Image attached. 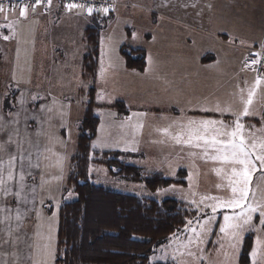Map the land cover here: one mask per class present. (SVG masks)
Returning <instances> with one entry per match:
<instances>
[{"label": "rangeland", "instance_id": "1", "mask_svg": "<svg viewBox=\"0 0 264 264\" xmlns=\"http://www.w3.org/2000/svg\"><path fill=\"white\" fill-rule=\"evenodd\" d=\"M116 2L119 5L109 13L112 18L100 32L94 109L99 125L97 137L91 146L90 182L140 198L157 201L174 199L180 202L189 214L186 224L191 220L195 225L199 220L212 215L209 208L199 205L201 197L230 196L227 188L230 166L211 160L205 162L201 158L200 149L176 145L158 129H163L168 123L173 122L184 124L190 119L205 120L204 113L199 115L201 111L206 112L203 108L213 107L218 101L227 98L238 101V105L228 112L237 114L242 105L241 95L247 98V91L255 83L256 77L247 70L245 87L242 88L243 91L239 89L236 95L229 90L230 78L221 80L214 76L210 85L200 89L196 86L199 81L193 82V78H188L189 71L200 74L205 73L203 71L226 68L221 64L197 70L190 68L191 63L186 59L190 58L191 52L185 53V49L191 51L196 50V47L194 43H188L190 45L188 48L189 45L181 42L182 37L190 34L192 36L195 30L200 33L204 27H209L208 32L213 33L210 27L214 30L228 27L231 35L228 43L231 46L240 45L241 47L235 45L237 50L241 51L242 46L264 44L261 38L246 37L251 35H248L251 27L258 28L264 25V0H116ZM56 9L57 7L53 5L47 12H34L37 15L33 18L28 13L27 21L14 24V29L36 28L37 36H41V40L36 42L38 47L35 48L40 59L36 57L31 63L32 49L27 47L28 44L16 43L15 49H10L8 57H5V53L9 49L6 48V51L0 47V57H3L0 59V83L7 95L17 93L11 103L13 111L11 113L4 112L0 99V120L7 124L6 131L13 125L12 132L20 133L18 138L11 136L13 141L11 144L7 143L9 135L0 138V144L6 145V151L0 153V158H3L2 155L5 153L12 154V149L16 146L24 151L26 147L24 144L30 145L27 143L30 140L33 146L36 145V150L41 151L40 154L36 153V158L33 151H26L25 156L28 160L26 162L32 164L34 159L36 162L25 171L26 165H23V161L18 165L20 166L18 175L19 177L23 175L24 179L21 181L18 178L8 182L6 187L11 194H5L0 190V209H5L0 211V264H34L37 260L45 259L46 245H50L53 252L48 264H55L58 252L56 238L58 210L73 198L72 189L67 188L66 181L70 171V158L76 153L79 134L77 126L84 114L90 87V83L82 79V56L88 51L85 29L91 26L92 15H86L81 10L63 9L57 14ZM109 14L98 15L104 17ZM186 27H193L195 30ZM20 31L21 29L16 35H19ZM244 39L247 42H240ZM122 46L145 52L147 65L144 71L138 72L124 67L118 53ZM52 53L58 56L52 58ZM188 82L191 84L190 87L187 85ZM262 84L260 86H263ZM226 86L228 93L225 91ZM119 101L125 104L129 115L143 114L139 115L140 129L131 126L129 119H125L117 112L114 106ZM210 101L213 105L209 103ZM254 101L258 109L264 105V100L259 102L257 96L254 97ZM45 109H48L46 113ZM177 109L182 112H178ZM185 109L190 111L186 112ZM194 111L197 112L195 116ZM19 128L26 130L27 135L35 134L36 131L37 134L31 139L27 137L23 139L22 130ZM176 130L175 127L171 129L173 133ZM4 131L5 129L0 131V134ZM133 134L136 142L134 140V145L131 144L130 147L135 148L140 157H122L120 160L141 168L144 176L160 173L167 177H175L179 169L186 170L184 180L186 185L174 183L167 188L151 192L142 183L128 182L110 176L104 166L95 162L102 160L101 155L98 158L94 156L95 151L101 153L105 149H114L125 143L128 146ZM147 147L150 150L146 153ZM176 153L195 155H190L193 159L188 161L174 158ZM212 154L214 153H210ZM17 168L15 170H18ZM217 168L222 169L219 176L214 170ZM217 185L221 187L217 188ZM250 187L258 200L264 199V172L258 170L254 173ZM16 192L20 193L19 197L15 195ZM192 201L197 203L194 204ZM9 209L11 211H6ZM17 213L20 216L19 220L15 219ZM223 214L224 210L218 211L215 214V222L209 225L211 233L207 237V243L202 245L206 259L200 264H239L244 239L252 235L254 243L258 235L256 232H246L238 251L227 249L230 258L226 260L223 251H217L220 245L214 243L219 239ZM254 223L259 224L258 214L254 216ZM185 226L153 245L148 264H175L172 256L178 247L176 237L183 242L189 236ZM259 235L264 237V231ZM181 259L186 264H192L187 256Z\"/></svg>", "mask_w": 264, "mask_h": 264}, {"label": "trees", "instance_id": "2", "mask_svg": "<svg viewBox=\"0 0 264 264\" xmlns=\"http://www.w3.org/2000/svg\"><path fill=\"white\" fill-rule=\"evenodd\" d=\"M111 18V14L91 16V26L85 29L88 51L82 56V79L88 81L90 87L85 111L77 126L76 153L70 158L66 181L73 198L58 210L55 264H148L153 245L185 226L189 218L187 210L174 199L140 198L90 182L91 146L99 125L94 109L100 32ZM118 52L126 69L144 71L146 54L143 50L122 46ZM16 96L12 93L5 97L2 103L5 113L12 112L11 103ZM114 108L120 115L128 112L122 101ZM93 154L97 158L101 155L102 160L95 162L104 166L110 176L142 183L148 191L155 192L174 183L186 185L187 174L183 169L178 170L175 177L160 173L144 176L141 168L120 160L136 157L133 154L120 151H95ZM252 245L253 237L248 235L242 244L239 264H250Z\"/></svg>", "mask_w": 264, "mask_h": 264}, {"label": "snow or ice", "instance_id": "3", "mask_svg": "<svg viewBox=\"0 0 264 264\" xmlns=\"http://www.w3.org/2000/svg\"><path fill=\"white\" fill-rule=\"evenodd\" d=\"M41 2L42 0H35L32 5V11H35L36 6L40 5ZM48 4H51V0H48ZM15 7V5L12 6L13 9ZM65 7L68 10L77 8L86 10L89 15L94 11L91 6L85 9L84 4L77 3H68ZM8 10L3 5H0V14L6 13ZM27 11L28 5L19 7V16L26 18ZM96 11L106 14L108 9L105 7L96 9ZM5 19H7L6 15ZM14 24L15 22H12L6 26L11 30ZM3 39H8V37L4 36ZM257 63H259V60L252 61V64ZM262 83H264V77L257 78L252 87L248 89L247 98L241 95L240 102L243 107L240 113L236 115L234 126L231 128L222 121L190 119L184 124L173 122L163 129H158L162 135L169 137L176 145L200 149L202 152L201 158L205 162L211 160L212 162L230 166V173L227 175V188L230 191V196L228 198L217 196H203L200 198L199 205L209 208L212 215L199 220L195 225L191 220L187 222L185 231L189 233V236L186 241L180 242L179 237H176L178 247L174 250L172 256L175 264H186L181 259L185 256L191 259L192 264H200L201 261L206 259L203 255L205 249L202 245L207 243V237L211 233L209 225L215 222V214L220 210H224V214L223 222L219 227V239L214 242L220 245L217 251H223L227 260L230 258L227 249L238 251L244 234L246 232H256L258 235L249 255L252 264H264V237L259 235L260 232L264 231V199L258 200L255 192L250 187L254 173L258 170L264 172V128L260 129L262 135L258 136L253 132L245 136L244 125L241 123L242 117L252 115L251 106L257 89ZM33 99H36V97H33ZM216 110L221 111L219 106H217ZM224 111H229V109ZM17 122L13 121V123ZM174 127L177 129L175 133L171 131ZM6 128L7 124L0 120V131ZM7 143H13L11 135H9ZM5 151L6 145L0 144V153ZM210 153L214 154L210 155ZM189 155L194 156L195 153H189ZM16 159V155L8 154L6 162L7 174L5 177V162L0 158V190L5 194H11L6 185L14 179L13 169ZM214 170L218 176L221 174L222 169L217 168ZM19 179L23 181L24 176L20 175ZM220 187L221 185H217V188ZM15 195L19 197L20 193L16 192ZM206 201L211 203H205ZM192 203L195 204L197 202L192 201ZM199 205L197 207L198 212L200 211ZM0 211H5V209H0ZM256 214L259 216V224L254 223ZM6 219H11V217H6ZM15 219H20L19 213H17ZM44 256L45 259L37 260L34 264H48L53 256L50 245L45 246Z\"/></svg>", "mask_w": 264, "mask_h": 264}, {"label": "crops", "instance_id": "4", "mask_svg": "<svg viewBox=\"0 0 264 264\" xmlns=\"http://www.w3.org/2000/svg\"><path fill=\"white\" fill-rule=\"evenodd\" d=\"M60 9L57 8L56 9V13L59 14ZM28 13L30 17H35V15H37L36 13H34V11H27L26 13V18L28 17ZM41 14V13H40ZM5 15L7 16V19H5ZM26 18H21L19 16V11L18 10H12V11H7L6 13H2L0 14V47H3V49L7 48L9 49L7 51V53L3 52V54L5 53L6 56H9V52L11 51L10 49L13 48L15 49L16 47V43L19 44L24 43L25 45L28 44V48H31V63H33L34 58H41L39 57V55L37 54L35 48L38 47L36 46V42L38 40H41V36H37V30L36 28H32V29H26L25 27H21L18 29H14V27L10 30L6 25L12 22H15V24H18L20 22H25L27 21ZM190 30H195L192 29L193 27H186ZM209 27H204L203 31H201L200 33L196 32L192 33L193 35L191 36H183V40L181 41L183 44L186 43V45H189L188 43H194V46L196 47V50H191L189 51L188 49H185V53H189L191 52V55L189 56V59H186L188 63H191V67L190 68H194V69H199L202 67H217L220 66L219 64H221V66H224L226 68V70H208V71H203L205 73H200V74H195V71H189L190 74L188 73V78L191 79L193 78V82L194 81H199V83L197 82L196 86L200 87V89H205L207 85H210V83H212V79L214 78V76H216V78H219L221 80H227L228 78H230L229 80L231 81L229 90L231 91V93L233 95H236V92H239V89H241V91H243L242 88L245 87V81H246V77H247V70L252 72L254 74V72L249 69L245 64H244V52L242 51V49L247 48V47H253V46H261L264 44H255L253 46H242L241 51L237 50L236 47H241L238 44H233L234 46L229 45V36L230 33L228 31V27H220L219 29H215L213 27H210L211 31L213 32H208ZM21 29V31L19 32V35H16L17 31ZM27 32H29V34H26ZM250 33L248 35L250 36H246V37H252V38H261L262 39V43L264 42V25L263 27H251V30L249 31ZM205 35H201L204 34ZM101 34V33H100ZM4 36H7L8 39H3ZM26 42V43H25ZM242 43L247 42V40H242L240 41ZM185 45V44H184ZM236 45V47H235ZM40 47V46H39ZM190 48V45L189 47ZM230 49H232L230 51ZM241 52V53H239ZM119 53V52H118ZM99 54H100V50H99ZM58 54L56 53H52V58L53 57H57ZM4 57V58H5ZM3 57H0V59H2ZM33 59V60H32ZM99 59V58H98ZM147 65V64H146ZM146 68V67H145ZM248 68V69H247ZM145 70V69H144ZM246 70V71H245ZM219 73V74H215V73ZM215 74V75H214ZM4 76V75H3ZM255 76V74H254ZM256 77V76H255ZM264 77V76H263ZM258 77H256L257 79ZM227 82V81H226ZM190 87V82H188L187 84ZM263 85V84H262ZM224 89V88H223ZM0 99H1V103H3L5 97L7 96L8 93L4 92V88H2V84L0 83ZM227 90V86H226V90ZM16 93V92H15ZM257 98L259 99V102H262V100H264V85L260 86L258 88L257 91ZM17 95V93H16ZM258 102V104H259ZM210 104H212V102H209ZM125 105V104H124ZM213 105V104H212ZM238 105V101H233L230 100L229 98L227 99H222L220 101H218L217 103H215V105L213 107L210 106V108L206 109L205 107L203 108V111L206 112H202L199 114L201 115L202 113H204L203 118L205 120H216V121H222L224 122L225 125L229 126V128H231L232 126H234V122L236 120V115H238L240 113V111L242 110L243 105H241L240 110H238L237 114H231L228 113L230 111V109H232L234 106ZM217 106H219V108L221 109V111H217L216 108ZM42 107V106H41ZM206 109V110H205ZM225 109H229V111H224ZM48 110V109H47ZM45 109L44 113H46L47 111ZM186 110V109H185ZM128 111V110H127ZM178 112H182V110L177 109ZM190 110H186V112H189ZM264 105L260 106L258 109V105L256 104V101L253 102L252 106H251V112L252 115H249L247 117H242L241 119V123L244 125V130H245V136H248L249 133H256V135H262V133L260 132V129L264 128ZM13 112V111H12ZM129 111L123 115L125 119H129L128 122H130V125L136 128V127H140L138 124V121L140 119L139 115L137 114H132L129 115ZM197 114L196 111H194V116ZM131 116V117H129ZM139 117V118H138ZM129 124V123H128ZM171 123H168V125ZM11 125V124H10ZM10 127V126H8ZM133 127V128H134ZM142 127V126H141ZM13 129V125L11 126V129H8L6 131L0 134V138L5 136V138L7 137L6 135H11L12 137L18 138L20 133H15L12 132ZM20 130H22V138L23 139H31L32 137H35V134H37V131L35 132V134H26V130H23L22 128H19ZM140 129V128H139ZM137 131H140L138 129H136ZM12 132V133H11ZM21 132V131H20ZM18 134V135H16ZM137 134V133H136ZM142 134V133H140ZM21 136V135H20ZM41 136V134H40ZM27 137V138H26ZM97 137V135H96ZM20 140V139H19ZM19 140H17V144L19 143ZM40 140V139H39ZM134 140L136 142V139H134V134L132 135V140L130 142H128V146L127 144H122L119 147H115L114 149H105V151H120V152H124V153H131L133 155H135L136 157L133 158H139L140 154H138L137 150L135 148H131L130 145L133 144L134 145ZM173 143H175L173 140H171ZM132 142V143H131ZM30 145L24 144L25 150L22 151L21 149L16 147H13L12 149V154L16 155L17 159L15 161V167L13 169V175H14V179L18 180L19 178V167L18 165L21 164V162L23 161V165L24 166V171L27 170V167H32V164L36 162V160L34 159L32 161V164L26 162L27 157L25 156L27 153L26 151H33L32 153L35 155L34 158H36L37 154L41 151H37L36 150V145L33 146L32 145V141L30 140L29 142ZM182 147V146H181ZM28 148V150L26 149ZM187 148V147H186ZM150 149H148V147L146 148V153L149 151ZM174 158L177 159H188V161H190V159H193V157H191L189 154H181V153H176L174 154ZM3 158L5 159L4 162L6 161V159H8V153H5V155H2ZM165 158V156H164ZM18 166V168H17ZM15 168H17L18 170H15ZM15 170V171H14ZM180 170V169H179ZM186 171V170H185ZM20 172V171H19ZM187 174V171H186Z\"/></svg>", "mask_w": 264, "mask_h": 264}, {"label": "built area", "instance_id": "5", "mask_svg": "<svg viewBox=\"0 0 264 264\" xmlns=\"http://www.w3.org/2000/svg\"><path fill=\"white\" fill-rule=\"evenodd\" d=\"M35 0H0V5H3L6 9H9L8 11L12 10H18L19 7L28 5V10L32 11V5L34 4ZM68 3H77V4H84L85 9L88 6H91L94 11L91 14L94 15H100L105 14L103 12L96 11V9L99 8H107L108 12L106 14L111 13L114 11L117 6L119 5L116 0H51V4H48V0H42L41 4L36 6L34 12H47L50 10V8L55 5L59 9L67 10V11H76L81 10L84 14L89 15L86 10L82 9H72L68 10L66 9L65 5ZM15 5L16 7L13 9L12 6ZM244 52V64L251 69L255 76L260 78L264 76V45L261 46H253L243 49ZM259 54V55H255ZM253 60H259V63L252 64ZM264 114V111H263Z\"/></svg>", "mask_w": 264, "mask_h": 264}]
</instances>
